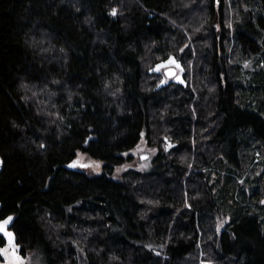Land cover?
<instances>
[{
	"label": "trees",
	"instance_id": "obj_1",
	"mask_svg": "<svg viewBox=\"0 0 264 264\" xmlns=\"http://www.w3.org/2000/svg\"><path fill=\"white\" fill-rule=\"evenodd\" d=\"M171 56L186 85L157 89ZM251 138L264 148V0H0V220L23 254L264 264ZM143 139L154 167L114 179Z\"/></svg>",
	"mask_w": 264,
	"mask_h": 264
},
{
	"label": "rangeland",
	"instance_id": "obj_2",
	"mask_svg": "<svg viewBox=\"0 0 264 264\" xmlns=\"http://www.w3.org/2000/svg\"><path fill=\"white\" fill-rule=\"evenodd\" d=\"M251 61V60H250ZM243 63V61H241ZM249 62H244L246 64V67L248 68L251 66ZM249 77H246V79ZM251 146L255 145L258 149L261 150L264 156V148L259 145L260 141L259 139H253L251 138L250 141ZM247 146L245 148V156L247 158L246 165H250L249 157L252 155L253 147ZM157 147L150 146L147 144V141L143 139L140 144L137 146L136 149L133 150V158L129 161L124 163L123 165H120L116 167L113 174L111 175L114 179H120L123 175V173L130 168H137L141 170H150L154 167V161L153 157L157 153ZM147 154L148 156L146 158H141L142 155ZM263 159V158H262ZM77 166L87 172L90 175L99 174L102 171L103 168V162L92 158L89 154L86 152H79L77 154L75 160ZM86 165V166H82ZM229 218L223 213H219L218 215V231L219 233L222 232V230L226 227V224L228 222ZM8 249L7 253H3V261L1 264H46L45 260L43 259L41 253L37 250H28L25 254L21 252V248L19 245H15V251H13V248L9 246V244L6 246ZM202 264H211L209 261H203Z\"/></svg>",
	"mask_w": 264,
	"mask_h": 264
},
{
	"label": "water",
	"instance_id": "obj_3",
	"mask_svg": "<svg viewBox=\"0 0 264 264\" xmlns=\"http://www.w3.org/2000/svg\"><path fill=\"white\" fill-rule=\"evenodd\" d=\"M172 58L175 59V56H171V57H170V59H172ZM180 64H181V62H180ZM164 73H165V77H168V78H174V77L177 76V67H176V66H169V67H167V68L164 70ZM179 77H181V79L177 80V82H180V83H181V82H184V81H183V80H184L183 72L179 75ZM165 84H166V83H165V79H163V80L159 83V85L157 86V89L164 87ZM184 84L186 85L185 82H184ZM147 156H148L147 154H144V155L141 156V158L144 159V158H146ZM3 167H4V159H3L2 155L0 154V175H1V173H2ZM1 206H2V204H1V202H0V209H1ZM5 220H6V219H5ZM2 221H4V220H0V222H2ZM7 231L12 233V237H13V241H12V243H13V245L15 246V243H16V236H15L14 232H13L12 230L9 229V224H8V226H7ZM0 235H2V236L6 239V241H7V243H8L9 238H8L7 236H5L3 233H0ZM8 244H9V243H8Z\"/></svg>",
	"mask_w": 264,
	"mask_h": 264
},
{
	"label": "snow or ice",
	"instance_id": "obj_4",
	"mask_svg": "<svg viewBox=\"0 0 264 264\" xmlns=\"http://www.w3.org/2000/svg\"><path fill=\"white\" fill-rule=\"evenodd\" d=\"M169 63L172 64V63H175V61L170 60ZM176 66L179 67V65H176ZM75 166L76 164L70 165V167H75ZM82 166H86V165H82ZM11 219H12L11 217H8L6 220L0 222V233H3L5 236L9 238V241H8L9 246L13 247V251H15L14 245L12 243L13 241L12 233L7 231V226L11 222ZM7 251H8L7 248L0 249V252H3V253H7Z\"/></svg>",
	"mask_w": 264,
	"mask_h": 264
},
{
	"label": "flooded vegetation",
	"instance_id": "obj_5",
	"mask_svg": "<svg viewBox=\"0 0 264 264\" xmlns=\"http://www.w3.org/2000/svg\"><path fill=\"white\" fill-rule=\"evenodd\" d=\"M170 60L175 61V63L170 64V63H169ZM176 65H179V67H177ZM169 66H176V67H177V76L174 77V78H168V77H165V75H164L163 79H165L166 82H169V81H172V80H173V81H177V80L181 79V77H179V75L184 71V69H183V67H182V64H180V61L177 60V59H174V58H172V59L168 58L167 60H165V61L162 63V66H161V71L163 72V74H165V73H164V70H165L167 67H169ZM7 245H8V244H7ZM7 245H6V246H7ZM6 246H5L4 248H6ZM4 248H3V249H4ZM12 248H13V247H12Z\"/></svg>",
	"mask_w": 264,
	"mask_h": 264
}]
</instances>
